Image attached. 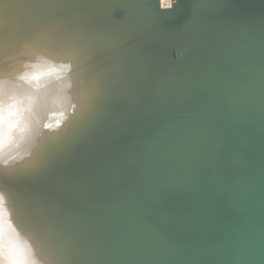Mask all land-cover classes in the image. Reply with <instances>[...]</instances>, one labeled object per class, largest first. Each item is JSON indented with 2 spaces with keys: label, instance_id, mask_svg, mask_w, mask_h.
I'll return each mask as SVG.
<instances>
[{
  "label": "bare ground",
  "instance_id": "1",
  "mask_svg": "<svg viewBox=\"0 0 264 264\" xmlns=\"http://www.w3.org/2000/svg\"><path fill=\"white\" fill-rule=\"evenodd\" d=\"M15 1L0 0L1 17ZM150 1L57 0L7 58L0 264H264V0ZM18 28L0 29V49ZM24 71L26 85L7 77ZM130 131L137 151L117 161L109 191L65 208L46 200L67 197L58 187L89 168L85 153ZM89 207L97 218L80 240Z\"/></svg>",
  "mask_w": 264,
  "mask_h": 264
},
{
  "label": "rangeland",
  "instance_id": "2",
  "mask_svg": "<svg viewBox=\"0 0 264 264\" xmlns=\"http://www.w3.org/2000/svg\"><path fill=\"white\" fill-rule=\"evenodd\" d=\"M8 1H10V0H7V2ZM22 0H16L13 4H14V6H13V4L12 5H10V4H8V11L12 14V16L10 17V16H8V17H10V18H8V17H1L0 16V29H4V28H9V27H15V28H17V27H19L18 29H20L17 33L15 32V33H13V34H11L5 41H6V44L3 46V47H1L2 49H0V74L1 75H5V73H4V67H6V65H7V63H8V61L10 60H8L7 58L8 57H11V59L13 58L14 59V57L15 58H17V53L18 52H20L21 50H22V48H23V46H25V40L27 39V38H29L31 35H32V33L31 32H39V30H40V28L42 27V25H44V22H45V19L47 20L48 18H49V16L51 15V14H53V13H56V11L58 12V10L61 8L62 9V7H60V8H58V9H55V10H53V11H51V12H46L45 11V7H46V9L48 8V7H51V6H53L55 3H57V0H54V1H52V0H46L48 3H50V4H48V3H46V1L45 0H35V1H33L32 2V0H23L22 2H21ZM56 1V2H55ZM17 2H18V4H17ZM27 2V5L25 4ZM34 2L36 3L37 2V5L36 4H34ZM176 2V0H173V3H175ZM38 3H41V4H38ZM46 3V4H45ZM32 4H34V6H36V9H33V7L34 6H32ZM50 5V6H48V5ZM19 5V6H18ZM45 5V6H44ZM32 6V8H30ZM38 6H39V10L41 9V11H38ZM77 6V7H76ZM81 6H83V5H77V4H70L69 6H67L68 7V9L67 10H69V9H72V10H74V11H79V8L81 7ZM13 9H12V8ZM24 7V8H23ZM26 7H27V10H26ZM75 7V8H74ZM0 8H2L3 9V7H0ZM19 8H20V10H19ZM22 8V9H21ZM35 8V7H34ZM65 8V7H64ZM2 9H0V12H2ZM26 11H25V10ZM34 10H35V12H34ZM15 11H19L18 13L17 12H15ZM22 11H24L23 13H22ZM31 11H33V12H31ZM29 12V13H28ZM39 12H41V14H43V15H38V13ZM46 12V13H45ZM79 12H81V11H79ZM19 13H22L21 15L19 14ZM26 13H27V16H26ZM61 13V12H60ZM14 14V15H13ZM36 15L35 17H33V15ZM40 14V13H39ZM17 15V16H16ZM20 15V16H19ZM23 15V16H22ZM16 16V17H15ZM15 17V18H14ZM26 17V19H24ZM34 19H33V18ZM13 18V19H12ZM18 18H20V19H18ZM16 19V20H15ZM42 19H44L43 21H42ZM5 20H7V21H5ZM10 21V22H9ZM31 21H32V23H31ZM15 22V23H14ZM22 22V23H21ZM7 24V26H6V24ZM12 23V24H11ZM36 23H38V25L36 24ZM43 23V24H42ZM35 24V25H34ZM41 24V25H40ZM34 27H33V26ZM39 27V28H38ZM31 28H33L32 30H31ZM30 33H31V35H30ZM19 35V36H18ZM23 35V36H22ZM62 35V34H61ZM4 38V32H0V39H3ZM24 39V40H23ZM59 39V37H57V39L56 38H52L51 39V41L53 42V40H54V42L53 43H51L50 41H49V45H52L53 46V44L56 42V43H59L61 40H63L61 37H60V41L58 40ZM19 40V41H18ZM21 40H23V41H21ZM21 41V42H20ZM58 41V42H57ZM42 42V41H41ZM40 42V43H41ZM25 43V44H24ZM44 43V42H43ZM42 43V44H43ZM47 43L48 42H45L43 45L42 44H40L39 46L40 47H44V45L46 44V46H47ZM51 43V44H50ZM23 44V45H22ZM42 45V46H41ZM19 46V47H18ZM55 46H56V44H55ZM54 46V48L53 49H55L56 47L58 48V44H57V46L55 47ZM15 47V48H14ZM48 47V46H47ZM49 47H51V46H49ZM18 48H19V50H18ZM4 49V50H3ZM24 49V48H23ZM6 50H8V51H6ZM12 53V54H11ZM24 53V51L22 52V54ZM3 56H2V55ZM18 54H21V52L20 53H18ZM12 55V56H11ZM16 55V56H15ZM18 56H20L21 57V55H18ZM17 59H19V57L17 58ZM10 64V63H9ZM22 74H19V73H8L9 74V76H7V77H9L11 80H12V82H16L17 84H20V86H23V85H26L27 84V79H25L24 77V74L26 73L25 71L24 72H21ZM20 81H22V82H20ZM142 112V111H141ZM139 114H140V111H139ZM145 113H143V114H141L142 115V117L143 116H146L147 114H145ZM141 120V118H137L134 122H137V121H140ZM15 129H17L16 127H15ZM127 132H128V130H127ZM133 134V135H132ZM135 134H136V132H135ZM134 133H132L131 131H130V133H127V134H124V136H120V135H118L119 137H120V139L118 138V136H117V138L115 137V138H113L111 141L110 140H107V141H105V142H107L106 144H105V142H102V143H100L101 144V147H104V148H102V149H100V151H99V148H101L100 146L97 148V155L94 157H91V158H96L94 161H96L97 160V158H98V160H97V162H95V163H91V164H97L98 163V165H96V166H94V165H91V164H89V162L90 161H88L89 159H91V158H89V155H92V152H94V150L96 151V149H94V150H92V151H89L90 153H85V155H86V158H84V157H82V159H84V160H82V161H84V165H86L87 163L86 162H88V164L86 165L87 167H91L90 169L89 168H84V167H82V168H78L77 170H76V168L73 170V171H69L70 173L68 174V177H70V180L68 181V177L65 179V181L67 180V184L69 185V186H66V182L64 183L63 182V184L61 185V187H58L59 189L58 190H64L65 192H66V190H67V194H66V196L67 197H65L66 198V201H64L63 202V200H65V198L64 197H58V198H56V200H53L54 198H55V196L56 195H53V196H50V195H47L48 197L46 198V200L48 201V202H52V201H55L54 203H56V205H63L64 204V206H61V207H63V208H65L66 206H68V207H70V206H72V205H75V204H77L78 202H83V204H84V202L90 197V190L92 191V190H95V189H98V191H97V194L99 193V196H100V192H101V187H102V184H103V181L107 178V171H108V169L106 168V167H108L107 165H110V164H112V163H114L116 160H118V158H120L121 156H123V152L124 153H126V151H128V149H129V151L128 152H132L133 150H137V148H136V145H135V148H132V147H130V144H128V143H126V142H129L131 139H133L134 138V135H135ZM126 136H128V137H126ZM124 137V139H122V138ZM133 137V138H132ZM115 139V140H114ZM122 139V140H121ZM127 140H129V141H127ZM112 142V143H111ZM100 144H98V145H100ZM104 144V145H103ZM103 145V146H102ZM129 145V146H128ZM123 147V148H120V147ZM118 148H119V150L122 152H118L119 150H118ZM127 148V149H126ZM106 150V151H105ZM117 150V151H116ZM108 151V152H107ZM102 152L104 153V156H105V158H104V156H103V154H102ZM109 153H110V155H109ZM117 154V156L115 155V154ZM119 153H120V155H119ZM98 154H100V155H98ZM102 154V155H101ZM106 154V155H105ZM122 154V155H121ZM79 155H81V154H79ZM113 155H115L116 157H112ZM99 156V157H98ZM108 156V157H107ZM109 156H111V157H109ZM120 156V157H119ZM87 157H88V159H87ZM102 158H104L103 160H102ZM110 158H111V160L113 161L114 160V162H112L111 160H110ZM105 159H108V160H105ZM85 160H87L86 162H85ZM99 161H100V164H102V166H100V164H99ZM111 162V163H110ZM104 164V165H103ZM107 164V165H106ZM91 165V166H90ZM104 167V166H106V167H104V169L106 170H102L101 171V169L102 168H100V172H103L104 174H106V175H104L103 173H100V172H98V173H93V172H95V170H96V168L95 167ZM94 168V169H93ZM85 169V170H84ZM98 169V168H97ZM82 170V171H81ZM90 172H89V171ZM94 170V171H93ZM93 171V172H92ZM84 172H85V174H84ZM87 172L90 174H93V175H91V176H95L94 177V180H95V182H99L100 180H102L101 182H99L97 185H94V180H91L90 178H91V176L89 175V174H87ZM72 174L75 176H72ZM87 175V176H86ZM97 175V176H96ZM102 175H104V176H102ZM98 176H102L101 178H99ZM88 177H90V178H88ZM92 177V178H93ZM72 178V179H71ZM74 178V179H73ZM105 178V179H104ZM74 180V181H73ZM99 180V181H98ZM73 181V182H72ZM81 182V184H79ZM64 184H65V187L66 188H64ZM74 184V185H73ZM79 184V185H78ZM71 185V186H70ZM98 185H100L99 186V188H97V186ZM77 186V187H76ZM96 186V188H94ZM76 187V188H75ZM81 187H82V189H81ZM89 187V188H88ZM71 189V190H70ZM100 189V190H99ZM73 190V191H72ZM80 190H81V192H80ZM86 191V192H85ZM41 192V191H40ZM69 192V193H68ZM74 192V193H73ZM48 193V192H47ZM59 193H62V191L61 192H59ZM70 193L72 194L71 196H68V195H70ZM42 194H44L45 195V192H44V190H42V192H41V196H42ZM77 196H76V195ZM81 195V196H80ZM83 196V197H82ZM98 196V197H99ZM68 197H70V198H72L73 197V199H70V198H68ZM82 197V198H81ZM85 197V198H84ZM64 198V199H63ZM58 199V200H57ZM60 199H63V200H60ZM68 199V200H67ZM71 201H70V200ZM84 199V200H83ZM72 200H73V202H72ZM76 200H79V201H76ZM69 203V204H68ZM73 203V204H72ZM49 205V204H48ZM59 206H58V208H59ZM88 209V206L87 207H85V209ZM90 209L89 210H91L92 208L91 207H89ZM96 209V208H95ZM89 210H86V211H82L81 213H79V215H83V216H86L85 218H84V221L86 220V219H88V220H86L87 222H84V224L82 225V232L79 234V238H80V240L83 238V236L84 235H86L90 230H91V228L93 227V224H94V220L97 218V216L95 217V216H93V212L95 211V210H91V211H89ZM89 211V212H88ZM93 211V212H92ZM90 213V216H89V214H86V213ZM85 215H84V214ZM93 220V221H92ZM90 221V222H89ZM88 224V226H86ZM91 225V226H90ZM91 227V228H90ZM34 235V234H33ZM35 236V235H34ZM82 238H81V237ZM19 245V244H18ZM16 247L18 248V246L16 245ZM21 247V250H23L22 249V247L23 246H19V248ZM19 248H18V250H19ZM94 248H96V246H94ZM21 250H19L20 251V253H23L24 252V250H23V252L21 251ZM44 250H45V248H44Z\"/></svg>",
  "mask_w": 264,
  "mask_h": 264
},
{
  "label": "water",
  "instance_id": "3",
  "mask_svg": "<svg viewBox=\"0 0 264 264\" xmlns=\"http://www.w3.org/2000/svg\"><path fill=\"white\" fill-rule=\"evenodd\" d=\"M156 2V0H151L150 2H149V4L151 5V7H153V9L154 10H156V8H155V5H154V3ZM157 11V10H156ZM158 14V13H157ZM122 16V13L119 11V10H116L115 12H114V18L115 17H121ZM160 18H162V17H160ZM209 38H211V37H209ZM203 39H205L206 41H208V39L207 38H203ZM197 92H195V91H193V90H191L190 92H188L187 94H186V96H189V97H191L192 95H194V94H196ZM173 95L172 94H169V95H163L162 97H159V96H157V97H154L153 99H150L149 101H146V102H143L144 104H142L143 105V107H148V105H149V103H150V105H151V103L152 102H154L155 100H157L158 102H160V101H162V99H166V98H170V97H172ZM189 97H185V98H180L179 100H185V99H187V98H189ZM150 108V107H149ZM148 108V109H149ZM145 109H147V108H145ZM147 109V110H148ZM178 129V127H176V126H174V130H177ZM118 130V129H117ZM116 129L114 130V131H117ZM101 131L102 130H100L99 132H97L96 134H99V133H101ZM114 131H111V132H114ZM110 132V133H111ZM173 134H174V132H173ZM147 135V134H146ZM142 136H144V134L142 135ZM92 147V146H91ZM90 146H89V148H86V150L87 149H90L91 148ZM82 148H84V147H82ZM84 148V149H85ZM170 150L171 149H169V151L168 152H170ZM137 150H133L132 152H126V153H123V156H121L120 158H118V160H116L114 163H112L109 167H110V169H108V172H107V178H106V180L103 182V184H102V188H103V186H104V188L103 189H107L108 191H109V186L110 185H108V186H105L106 185V182L107 181H109V182H111V179H112V177L114 178L115 177V172L116 171H114V173H113V167L116 165V163H117V161H119L121 158H123V157H125V159H129V157L131 156V157H133V156H135V152H136ZM122 164H123V161L121 162ZM108 167V168H109ZM112 175V176H111ZM101 189V188H100ZM99 189V190H100ZM102 190V189H101ZM105 191V190H104ZM102 192V191H101ZM129 206V202L127 203V207ZM124 208V207H123ZM93 228V227H92ZM91 234V233H90ZM88 239V237H86L85 238V240H87ZM84 240V239H83Z\"/></svg>",
  "mask_w": 264,
  "mask_h": 264
}]
</instances>
